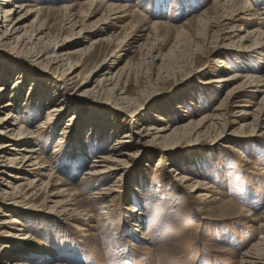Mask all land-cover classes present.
<instances>
[{
  "label": "rangeland",
  "instance_id": "obj_1",
  "mask_svg": "<svg viewBox=\"0 0 264 264\" xmlns=\"http://www.w3.org/2000/svg\"><path fill=\"white\" fill-rule=\"evenodd\" d=\"M25 1L28 7H37L24 24L25 43L38 26H44L52 46L68 44L65 52L71 53L75 69L49 60L40 63L35 53L43 46H33L32 54L17 46L15 39L11 44L2 40L10 26L4 12L12 11L17 3L2 6L0 48L5 52H0V65L5 73L0 87L5 91L0 106L9 102L21 78L26 84L19 89L20 99L15 100L12 113L19 114L20 120L12 122L16 130L23 126L31 134L16 145L37 149L33 160L39 165L33 167V175L24 176L29 181L14 180L19 173L14 167L13 172L7 168L0 172V264L24 263L29 255L35 256L31 264H244L248 251L264 264V126L256 133L238 132L242 124L253 121L252 115H241L238 107L252 102V108H245L252 112L262 96L243 93L225 122H217L207 132L204 128L199 137L188 131V137L171 144L172 150L140 145V153L126 161L122 177H101L94 183L83 180L93 161L109 156L112 146L130 129L138 132L143 125L176 124L171 118L176 110L183 117L177 121L185 124L216 114L232 88L218 82L233 75L221 62L228 61L233 70L247 74L251 65L245 61L254 60L264 71V50L247 57L238 48L236 31L229 33L231 48H217L222 10L214 5L215 0H198L197 6L188 0L17 2ZM113 5L124 9L111 15L109 6ZM224 8L228 15L234 10L232 4ZM71 15L78 22L75 28ZM241 24L242 36L245 30L257 29ZM68 71L75 73L70 76ZM33 80L36 91L29 94ZM120 93L129 99L130 112L115 110L119 106L115 96ZM61 96L69 100L67 108L55 116L51 129L49 125L40 129L48 109L55 108ZM50 98L53 102L48 105ZM178 106L183 108L178 111ZM132 111H137L134 117ZM5 116L0 114V118ZM71 120L72 126L65 129ZM3 137L0 143H6L7 136ZM8 149L3 153L5 166L7 156L18 154ZM84 150L88 160L75 165ZM179 173L190 181L180 183ZM34 180L39 188L31 190L29 182ZM114 182L116 199L108 216L92 197L102 185ZM19 184L28 185L20 188L28 197L16 199L19 204L7 202V193L11 197L14 188L17 193ZM62 202L77 212L63 213L56 205ZM134 207L140 212L132 214ZM135 225H141L139 232ZM7 245H26L29 251L25 256L6 255Z\"/></svg>",
  "mask_w": 264,
  "mask_h": 264
},
{
  "label": "bare ground",
  "instance_id": "obj_2",
  "mask_svg": "<svg viewBox=\"0 0 264 264\" xmlns=\"http://www.w3.org/2000/svg\"><path fill=\"white\" fill-rule=\"evenodd\" d=\"M15 1L17 4H15L13 10L8 11V12H4V10L2 9V6H7L10 3L11 4L14 3ZM17 1L18 0H0V3H3L2 5H0V11L5 13L4 14L5 23L10 21V26L8 28H5L6 32H4L2 34L1 39L4 40L8 44H11L10 42H13V40L15 39V43L17 46H19L21 48L23 47L25 49L24 52H30L32 54L35 53L33 51V46L34 47L37 45L43 46L42 50L35 53V56H37V59L39 60L40 63L44 60H49L53 64L62 63V65L64 67L70 66V70L75 69L71 65V57H70L71 53L65 52V47L68 44H61L60 45V43H56L55 47H54V45L52 46L51 37L46 33V28L44 26H42V25L38 26L34 31L35 35H32V37L27 41V43H25V39H27V31H25L24 24L27 23L29 18L35 12V10H33V9H36L37 7L35 5L34 6L32 5V7H34V8H30V7H28L29 5L27 4L26 1L23 3H18ZM188 1H189L188 3H190L191 5H192V3L195 6L198 5V0H188ZM226 4H232L233 5L234 10H232L233 12L231 11L232 13H230V15H228V13L226 14L227 10H225L226 12L224 13V9H225L224 6ZM214 5L219 7L222 10L221 22L219 23L220 28L218 29V32H217V40L219 41L217 48H221V49L231 48L232 44H230V43L233 42V38L230 37V34H231V32L236 31L239 33L238 38H240L239 39L240 45L238 48L240 50L244 51V52H242V51L238 50V52L249 54L247 57H251V55L255 56V54H261L260 51L264 50V45H263L264 32L262 30L263 26H264V7L261 8L260 6L264 5V0H215ZM109 9H110V12L112 13L111 15H117V14H120L124 8H122L121 6L119 7V6L113 5V6H109ZM115 19H118V18L116 17V18H114V20ZM70 20H71L70 21L71 27L75 28L78 24L77 20L74 18L73 15H71ZM234 22H236V23H234ZM244 22L247 23L248 25L253 24L254 26H257V29L245 30L244 32H246V34L244 36H242L243 33H241V32H243L242 29H243L244 25L241 23H244ZM233 23L236 25H237V23L238 24L240 23V25L238 27L236 25L232 26ZM11 26H12V29H10ZM238 28H240V29H238ZM21 32H24L23 35L15 38V36L21 34ZM80 32H83V31H80ZM222 36H224L225 38ZM111 38H109V40H112ZM221 38H223V39H221ZM226 41L227 42L230 41L229 44H227ZM220 44H222V45L220 46ZM21 48H19V49L22 50ZM53 48L55 49V51ZM52 49L54 51L53 53H51ZM225 50L231 51L234 49H225ZM1 51L5 52V50L0 48V52ZM83 51L84 50H80L78 52L81 53ZM261 62L264 63V61H261ZM245 63L251 65L250 66L251 67L250 73L245 74L242 72H237V70H233V67L230 65V62H228V61L221 62V64L224 65V66H222V68H224L226 71H228V73L230 71V74L233 73V75L222 78L218 82L220 84H223V85L232 86V88L227 92L225 99L216 108V110H215L216 114L206 115L203 118H201L199 121H194V122L190 121L189 123L185 124V123H183V121H177V119L181 120V118H183V117H179V115L177 114V110H176L173 113V116L171 117V118H173V121L176 124L170 125V122H168L166 127H159V128H156L152 125H148L146 127L143 125L141 129L138 127L139 128V129H137L138 132H136L134 130V128L130 129L129 131L123 133V135L117 140V143L114 146H112L109 156L101 155V156L97 157L96 160L93 161V164L88 168V170H86L85 173H83V180H85L86 183H94L101 177L105 178L106 180H109L110 177L116 178L118 175L123 173L124 167L126 165V161L130 160L137 153H140V151H139L140 145H145V144H147L148 146L157 145V146L161 147V151L164 152V151L172 150L170 148L172 143H174L180 139H184V138L188 137L187 136L188 131H192V133H190V134L188 133V135L195 134V135H197V137L201 136L205 132L209 131L211 127L213 128L214 126H216L217 122H219V121L225 122L226 121V117L230 113L229 112L230 108L232 109L233 106L238 107V105L240 104L239 99H241V95L243 93L249 94V92H250V93H252V95L254 97H258V98L262 96L260 99V102L257 105V108L252 112L250 110H248L252 106L251 105V104H253L252 102H250L249 105L241 104V106L238 107V108L242 109L240 111L241 115L247 116V114H250L253 116V121L251 123H248V124L247 123L242 124L240 126V129L238 130V132H240L243 129H250V133H254V132L256 133L261 126H264V71H262V69L260 70L261 67H258L257 66L258 64L254 60L249 61V62L245 61ZM1 66L2 65H0V81H1L2 77L4 76L3 74L5 73L3 71V69L1 68ZM77 67H78V65H77ZM74 73H75V71L70 72V73L68 71V74H70V76H72ZM20 74L21 73H19L18 75H20ZM61 80L62 79H60V81ZM69 80L73 81V79H71V78L68 79V81ZM108 80L113 81V78L112 79L110 78ZM65 81H67V80H65ZM65 81H63V84H61L62 86L65 84ZM34 82L35 81L33 80L29 94L36 91ZM24 84H26V83L22 82L21 78H18L17 82H15V85L12 88V91L10 92V96H11L10 98L11 99L9 100L8 103L4 104L3 108H2V105L0 106V114L4 113L7 115V117L5 116L4 119L0 118V142H2L1 140L5 139V137H3V136H7L6 138L8 140V141L6 140V143H0V172L2 171V169H6V168H7V170H12V172H13V167H14L19 172L18 174L14 175V180L29 181V179H27L24 176L33 175V173H34L33 167L36 165H39L36 163L37 161L33 160V159H37V158H34V155H35V153L38 152V150L37 149H34V150L26 149L25 147L18 148L19 146H17L16 144L19 143L22 138L26 139L27 137H25V136H30L31 133H29L28 131H23V129H22L23 126L20 127L18 130H16L17 127H15L16 126L15 123L12 122L13 118H14V121H16V124L20 120L19 114H12V113L16 107V101L15 100L18 101L20 99L21 94H18L19 89ZM111 84H113V83H111ZM62 86L59 85L60 90L62 89ZM117 86H118V84L115 83L114 84V90L117 89ZM56 88H57V90H59L58 87H56ZM4 91H5V89L0 87V104H3L1 101L4 99V97H3L4 94L2 93ZM60 98H61L60 103H57V101L54 102V103H56L55 108L48 109L46 121H44L39 126L40 129L45 128V126H47V125H49L48 128L51 129L52 128L51 124H52V121L55 118V116H57V114L59 115L65 108H67V105L69 104V100L67 98H65L64 96H61ZM52 100L53 99H51V101L48 100L49 101L48 105H51V103L53 102ZM14 101H15V103H14ZM114 103H116V106L119 105L118 108H116V109H115V107L113 108L116 111L122 112V113L130 112L128 110V108H129L128 104H130L129 99H127V96L123 97V93L117 94L115 96V102ZM190 104H192V103H190ZM194 105L195 104H193V106ZM114 106H115V104H114ZM182 108L183 107L178 106L177 109L179 111ZM245 108H248V109H245ZM26 109L27 108L22 109L21 112L22 113L26 112V111H24ZM40 111H41V109H40ZM136 112L132 111L130 113V116L134 117V114H136ZM72 123H73V120L69 121V124L67 125V127L65 129H68L69 127H71ZM204 128L206 130L203 133L202 130ZM38 132H39V130H38ZM225 132L226 131L224 130L222 132V134H226ZM220 137L221 136H219V138ZM15 138L18 140H16ZM103 138L104 137H102V139ZM102 142L103 141H99V144H101ZM10 147H11L10 150L17 152L18 154H15V156L13 155L12 157L7 156L6 161L8 162V165L5 166L4 165L5 161H3V159L6 157L3 156V153L5 150H7ZM57 147H60V145H58ZM55 153H56V151H55ZM88 158H89V156L87 154V151L84 150V151H82L80 157L77 159V161L74 164L77 166H81V165H83L84 161H86V159L88 160ZM177 170L179 171V169H176V171ZM120 176L122 177L123 175H120ZM178 176H179V182L180 183H186V182L190 181V179L187 176L183 175L182 173H179ZM118 181L120 182L121 178H118L117 182ZM36 182H38V180H34V181L29 182V187L32 188L31 190L39 188V185H37ZM117 182H114V184H112V185H110V184L102 185V187L99 190H97L93 194V197H92L94 199V201L96 202V204L98 203L99 205L102 206V209L108 214V216L111 215L112 204H113L114 200L116 199L114 195L117 192V190H116ZM23 185H25V184H19L18 185L19 189H18L17 193H16L17 188H14V191L10 194L11 197L7 193V202H12V204H19L16 201V199L22 198V196H25V198L28 197L27 193L23 192V189H20L21 186H23ZM25 186H28V185H25ZM46 192H47V190H46ZM58 195H63V193L59 192ZM54 196H56V195H54ZM134 201H135V203L139 204V202L137 200H134ZM58 202H61V201H58ZM56 205L58 207L62 208L61 210L63 213L64 212L65 213H76L77 212V210H75V209L69 210L66 207L65 203L56 204ZM135 212L138 213V212H140V210H137L134 207L131 213L135 214ZM138 216H141V214L140 215L138 214ZM13 219L14 218L11 219L13 221L12 223L19 225V222H17L16 220H13ZM136 220L138 221V222L136 221L137 223L141 222V219H139L138 217L136 218ZM135 227L138 229V232H139L141 225L140 226L135 225ZM26 239L27 238H24L22 240H26ZM28 251H29V249L27 248L26 245L16 246L14 248L12 246L10 247L9 245H7L6 255L8 254V255H16V256L17 255H24L25 256ZM27 255H29V254H27ZM34 257L35 256L29 255L27 257L28 259L24 263L19 262L16 264H31V263H29V261H31V259ZM244 257H245L243 260L244 264H263L262 258L259 257L257 254H254L253 251H248L247 253H245ZM44 258H46V256H44Z\"/></svg>",
  "mask_w": 264,
  "mask_h": 264
}]
</instances>
